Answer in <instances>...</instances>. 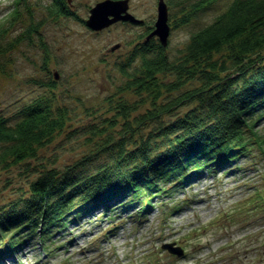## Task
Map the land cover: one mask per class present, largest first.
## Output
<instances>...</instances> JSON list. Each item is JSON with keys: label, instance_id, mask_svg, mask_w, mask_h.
Wrapping results in <instances>:
<instances>
[{"label": "rangeland", "instance_id": "obj_1", "mask_svg": "<svg viewBox=\"0 0 264 264\" xmlns=\"http://www.w3.org/2000/svg\"><path fill=\"white\" fill-rule=\"evenodd\" d=\"M52 1L0 0V115L14 125L21 108L36 99L49 100L65 114L63 128L34 159L0 166V210L28 197L31 182L43 170L74 166L75 172L93 173L110 161L121 139L125 152L147 139L158 144L166 127L198 105L172 104L201 86L198 77L168 91L162 85L176 82V75H158L156 100L128 87V75L137 73L140 63L139 57H130L153 28L158 0H128V12L142 23L120 21L97 32L85 20L90 8L103 0H70L69 13L58 16L50 12ZM163 1L170 27L164 50L170 61L178 62L191 34L234 0ZM187 13L189 20L182 23ZM150 40L159 43L155 37ZM212 57L227 62L226 74L235 70L225 51ZM258 129L264 135V120ZM252 155L240 160L243 172L205 174L162 199L141 219L130 217L131 211H122L113 201L109 214L116 216V225L107 235L108 221L81 223L69 227L72 241L57 234L45 242L46 251L36 239L16 254L4 255L0 264H264V154L254 147ZM175 201L179 210L172 211ZM102 211L99 207L91 218ZM164 243L180 247L184 255L172 256L160 248Z\"/></svg>", "mask_w": 264, "mask_h": 264}, {"label": "trees", "instance_id": "obj_2", "mask_svg": "<svg viewBox=\"0 0 264 264\" xmlns=\"http://www.w3.org/2000/svg\"><path fill=\"white\" fill-rule=\"evenodd\" d=\"M50 12L68 14L67 1L53 0ZM189 16L185 14L181 22ZM148 30L147 35L152 28ZM151 42L145 40L130 57L131 61L139 57L140 63L137 73L128 75V87L153 94L156 100L158 75H176V82L162 85L168 91L198 77L201 86L172 103L195 101L197 107L166 127L158 136L160 144L147 139L125 152L121 139L110 161L93 173L75 172L74 166L40 172L29 186L28 197L0 210V260L36 239L46 251L45 242L57 234L72 241L69 227L81 223L95 226L108 221L107 235L116 225V216L109 214L113 201L122 211H131L130 217L141 219L162 199L205 174L240 172V160L255 157L254 147L264 154V135L258 129L264 120V0H234L209 25L191 34L178 62L170 61L164 47ZM220 51H225L233 72L226 74L227 62L213 59ZM20 115L14 125L0 115L3 169L34 159L64 126V111L47 99L24 105ZM149 116L156 117L154 113ZM179 205L172 211L179 210ZM99 207L103 211L91 218Z\"/></svg>", "mask_w": 264, "mask_h": 264}, {"label": "water", "instance_id": "obj_3", "mask_svg": "<svg viewBox=\"0 0 264 264\" xmlns=\"http://www.w3.org/2000/svg\"><path fill=\"white\" fill-rule=\"evenodd\" d=\"M70 3V0H66ZM156 20L153 24L152 30L145 37L148 41L150 38H157L159 44L162 47L167 45L168 36L170 33V27L168 25V13L167 6L163 0H158L156 7ZM129 22V23H142V20L135 18L128 12V0H103L96 3L89 10V16L85 20L86 26L93 31H101L117 22ZM118 48L115 45L112 50ZM57 74H54V79H57ZM162 249L167 250L169 253L181 256L183 254L182 249L178 246L171 244H163Z\"/></svg>", "mask_w": 264, "mask_h": 264}, {"label": "flooded vegetation", "instance_id": "obj_4", "mask_svg": "<svg viewBox=\"0 0 264 264\" xmlns=\"http://www.w3.org/2000/svg\"><path fill=\"white\" fill-rule=\"evenodd\" d=\"M67 4H68V3H67ZM135 24H136V23H135ZM245 257H246V256H245ZM236 259H238V262H239V263H240V262L243 263L242 260H241V258H240L239 256H237V257L235 258V260H236ZM249 261H250V259H249ZM243 264H244V263H243ZM248 264H250V262H248Z\"/></svg>", "mask_w": 264, "mask_h": 264}]
</instances>
